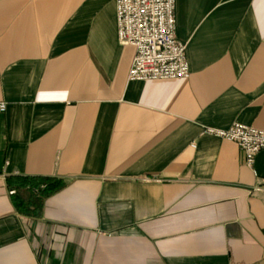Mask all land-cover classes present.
<instances>
[{
    "label": "crops",
    "instance_id": "1",
    "mask_svg": "<svg viewBox=\"0 0 264 264\" xmlns=\"http://www.w3.org/2000/svg\"><path fill=\"white\" fill-rule=\"evenodd\" d=\"M175 15L190 78L131 82L116 0H0V264H264V152L205 133L264 131V0Z\"/></svg>",
    "mask_w": 264,
    "mask_h": 264
},
{
    "label": "built area",
    "instance_id": "2",
    "mask_svg": "<svg viewBox=\"0 0 264 264\" xmlns=\"http://www.w3.org/2000/svg\"><path fill=\"white\" fill-rule=\"evenodd\" d=\"M178 0H116L118 39L136 50L129 81L185 80L191 76L187 45L177 38ZM7 104L0 102V114ZM205 133L236 143L246 164L254 169L264 152V131L236 123L227 130L206 128Z\"/></svg>",
    "mask_w": 264,
    "mask_h": 264
},
{
    "label": "trees",
    "instance_id": "3",
    "mask_svg": "<svg viewBox=\"0 0 264 264\" xmlns=\"http://www.w3.org/2000/svg\"><path fill=\"white\" fill-rule=\"evenodd\" d=\"M64 186L63 182L46 178L22 179L9 184L12 191L16 192V197L22 198L26 202L24 207L29 212L31 208L34 209V212L38 211L48 197L62 190ZM22 205L18 204L17 206Z\"/></svg>",
    "mask_w": 264,
    "mask_h": 264
}]
</instances>
